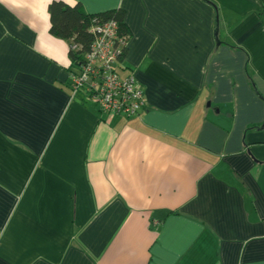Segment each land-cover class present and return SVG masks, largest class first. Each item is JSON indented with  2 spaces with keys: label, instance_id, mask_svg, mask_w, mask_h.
Returning a JSON list of instances; mask_svg holds the SVG:
<instances>
[{
  "label": "crops",
  "instance_id": "obj_1",
  "mask_svg": "<svg viewBox=\"0 0 264 264\" xmlns=\"http://www.w3.org/2000/svg\"><path fill=\"white\" fill-rule=\"evenodd\" d=\"M51 1L0 0V264H264L259 0H61L123 11L129 117L71 91Z\"/></svg>",
  "mask_w": 264,
  "mask_h": 264
},
{
  "label": "built area",
  "instance_id": "obj_2",
  "mask_svg": "<svg viewBox=\"0 0 264 264\" xmlns=\"http://www.w3.org/2000/svg\"><path fill=\"white\" fill-rule=\"evenodd\" d=\"M89 31L93 35L90 48L71 63V91H82L86 101L107 114H137L145 106V96L134 76L119 74L118 58L127 39L120 35L117 21L94 22Z\"/></svg>",
  "mask_w": 264,
  "mask_h": 264
},
{
  "label": "trees",
  "instance_id": "obj_3",
  "mask_svg": "<svg viewBox=\"0 0 264 264\" xmlns=\"http://www.w3.org/2000/svg\"><path fill=\"white\" fill-rule=\"evenodd\" d=\"M48 13L50 20L49 31L54 36L68 41L71 63L81 59L83 54L90 48L93 35L89 29L94 22L113 18L118 23L120 35L126 39L128 38L123 11L120 9L88 13L79 4L68 5L61 0H52L48 5ZM72 45H75L76 48L73 49ZM125 48L126 46L122 47L119 60L124 56Z\"/></svg>",
  "mask_w": 264,
  "mask_h": 264
},
{
  "label": "water",
  "instance_id": "obj_4",
  "mask_svg": "<svg viewBox=\"0 0 264 264\" xmlns=\"http://www.w3.org/2000/svg\"><path fill=\"white\" fill-rule=\"evenodd\" d=\"M259 2L261 3L262 10H264V1L259 0ZM218 24H219V18L216 16V18H215V36L216 37H217V33H218Z\"/></svg>",
  "mask_w": 264,
  "mask_h": 264
}]
</instances>
